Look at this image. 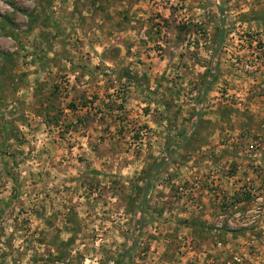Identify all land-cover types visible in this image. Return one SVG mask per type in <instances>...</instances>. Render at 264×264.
<instances>
[{
  "label": "rangeland",
  "instance_id": "1",
  "mask_svg": "<svg viewBox=\"0 0 264 264\" xmlns=\"http://www.w3.org/2000/svg\"><path fill=\"white\" fill-rule=\"evenodd\" d=\"M263 230L264 0H0V264H261Z\"/></svg>",
  "mask_w": 264,
  "mask_h": 264
},
{
  "label": "built area",
  "instance_id": "2",
  "mask_svg": "<svg viewBox=\"0 0 264 264\" xmlns=\"http://www.w3.org/2000/svg\"><path fill=\"white\" fill-rule=\"evenodd\" d=\"M250 148H253V145H250ZM262 233L264 235V230L262 231ZM217 246H221V242H217ZM258 257L256 256V258H253L259 259ZM253 258H251V256L245 252H241V254L236 253L233 255L230 261L226 262V264H248V262L251 264H259V261H254ZM261 264H264V261Z\"/></svg>",
  "mask_w": 264,
  "mask_h": 264
},
{
  "label": "trees",
  "instance_id": "3",
  "mask_svg": "<svg viewBox=\"0 0 264 264\" xmlns=\"http://www.w3.org/2000/svg\"><path fill=\"white\" fill-rule=\"evenodd\" d=\"M247 196H248V194H247ZM247 196L245 198H243V199H248ZM238 200H240V199H238Z\"/></svg>",
  "mask_w": 264,
  "mask_h": 264
}]
</instances>
